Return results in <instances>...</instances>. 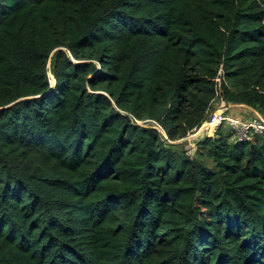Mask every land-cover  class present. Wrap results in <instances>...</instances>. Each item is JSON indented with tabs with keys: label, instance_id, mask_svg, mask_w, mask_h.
I'll return each mask as SVG.
<instances>
[{
	"label": "trees",
	"instance_id": "trees-1",
	"mask_svg": "<svg viewBox=\"0 0 264 264\" xmlns=\"http://www.w3.org/2000/svg\"><path fill=\"white\" fill-rule=\"evenodd\" d=\"M218 100L264 117V0H0V264H264Z\"/></svg>",
	"mask_w": 264,
	"mask_h": 264
},
{
	"label": "built area",
	"instance_id": "built-area-1",
	"mask_svg": "<svg viewBox=\"0 0 264 264\" xmlns=\"http://www.w3.org/2000/svg\"><path fill=\"white\" fill-rule=\"evenodd\" d=\"M219 73L221 74V71ZM233 105L225 103L223 107L213 114L203 128L191 133L188 139L194 136L214 135L225 124L230 127L234 135L233 139L252 140L256 134H264V117L261 113L255 111V116L251 117L253 119H244L230 113V110L234 108Z\"/></svg>",
	"mask_w": 264,
	"mask_h": 264
},
{
	"label": "rangeland",
	"instance_id": "rangeland-1",
	"mask_svg": "<svg viewBox=\"0 0 264 264\" xmlns=\"http://www.w3.org/2000/svg\"><path fill=\"white\" fill-rule=\"evenodd\" d=\"M51 76V75H50ZM225 104V102H223L222 100H218V101H216V103L214 104V111L212 112V116H213V114L216 112V111H218L221 107H223V105ZM227 105L229 104V103H226ZM234 107H238V106H235V105H233ZM242 105H240L239 107H241ZM243 106H246V105H243ZM236 110V108L235 109H232L231 111H230V113L231 112H234ZM251 119H253V118H251ZM223 130H225L226 132L227 131H229V132H231L232 133V131H231V129H230V127L227 125V124H225L224 126H223ZM195 132V131H194ZM212 135V134H211ZM199 138H201V137H199V136H194V137H191L190 139H188V140H185V141H183V144L185 145V146H189L190 144H188L187 142H189V143H192L193 145H194V143L199 139ZM232 140H233V137H232ZM185 142V143H184ZM195 149H196V147H194ZM194 149V150H195Z\"/></svg>",
	"mask_w": 264,
	"mask_h": 264
},
{
	"label": "crops",
	"instance_id": "crops-1",
	"mask_svg": "<svg viewBox=\"0 0 264 264\" xmlns=\"http://www.w3.org/2000/svg\"><path fill=\"white\" fill-rule=\"evenodd\" d=\"M231 114L237 116V117H242L244 119L251 118L255 116V113L252 108L248 106H241L240 108H236L234 112H231Z\"/></svg>",
	"mask_w": 264,
	"mask_h": 264
},
{
	"label": "clouds",
	"instance_id": "clouds-1",
	"mask_svg": "<svg viewBox=\"0 0 264 264\" xmlns=\"http://www.w3.org/2000/svg\"><path fill=\"white\" fill-rule=\"evenodd\" d=\"M252 109H253V108H252ZM230 111H231V110H230ZM253 111H254V113H255V111H257V110H254V109H253ZM257 112H258V111H257ZM259 113H260V112H259ZM222 128H223V127H222ZM204 136H207V135H204ZM204 136H203V137H204Z\"/></svg>",
	"mask_w": 264,
	"mask_h": 264
}]
</instances>
